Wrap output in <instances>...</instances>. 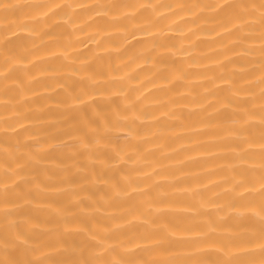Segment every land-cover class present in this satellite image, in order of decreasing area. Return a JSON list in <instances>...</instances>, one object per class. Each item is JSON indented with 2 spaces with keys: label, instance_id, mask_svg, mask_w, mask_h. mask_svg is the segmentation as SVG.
I'll list each match as a JSON object with an SVG mask.
<instances>
[{
  "label": "bare ground",
  "instance_id": "obj_1",
  "mask_svg": "<svg viewBox=\"0 0 264 264\" xmlns=\"http://www.w3.org/2000/svg\"><path fill=\"white\" fill-rule=\"evenodd\" d=\"M0 264H264V0H0Z\"/></svg>",
  "mask_w": 264,
  "mask_h": 264
}]
</instances>
